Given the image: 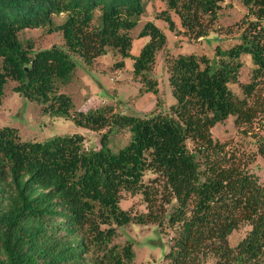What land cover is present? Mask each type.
<instances>
[{
    "label": "trees",
    "instance_id": "16d2710c",
    "mask_svg": "<svg viewBox=\"0 0 264 264\" xmlns=\"http://www.w3.org/2000/svg\"><path fill=\"white\" fill-rule=\"evenodd\" d=\"M152 0H0V104L5 84L42 104L56 116L81 126L109 128L102 145L88 149L80 134L22 140L14 127L0 126V264H138L130 241L116 242L118 229L154 222L173 230L166 264H264V184L246 170L227 142L212 135L218 122L235 116L237 126L264 123V0H242L247 8L240 41L223 49L214 68L210 58L179 54L170 62L169 81L176 103L171 114L134 116L114 107L75 110L61 91L75 69L68 52L53 46L32 53L19 32L52 24L66 47L91 64L111 47L132 56L134 29ZM158 17L176 28L171 11L191 36L207 35L224 0H161ZM98 11V17L96 13ZM253 17V18H251ZM140 35L149 41L133 56L136 76H147L167 36L153 21ZM253 61L251 78L238 82L242 55ZM118 67L124 65L117 62ZM113 127L129 128V143L112 151ZM264 154V139H259ZM153 177L145 179L146 175ZM140 193L147 211L133 214L121 205L123 193ZM243 223L251 229L231 246L229 235Z\"/></svg>",
    "mask_w": 264,
    "mask_h": 264
},
{
    "label": "rangeland",
    "instance_id": "374dc122",
    "mask_svg": "<svg viewBox=\"0 0 264 264\" xmlns=\"http://www.w3.org/2000/svg\"><path fill=\"white\" fill-rule=\"evenodd\" d=\"M167 8V3L152 0L141 15L137 26L130 31L132 36V56L123 58L121 54L109 48L107 53L98 56L93 63H87L81 55L70 51L64 42L62 30L57 28L66 19V14L55 15L52 24L36 28H27L19 32V39L25 44L31 41L32 53L41 49L59 46L65 49L75 62L71 80L61 86V91L72 97L75 110L90 111L106 105L114 107V111L134 116H149L153 113L171 114V106L176 103L169 81L170 62L179 54L195 53L210 58L212 68L220 62L217 48H229L240 41L245 27L243 21L247 8L242 0H224L218 13V19L204 36L194 37L184 31L179 16L171 11L176 28L171 29L168 22L158 17ZM98 17V11L96 13ZM253 18V17H251ZM153 21L167 36V42L158 50L156 61L147 76L155 81L153 90H149L142 76H136L133 68V56L138 55L142 47L149 41L148 35H140L144 24ZM244 65L238 82L230 87L241 97L244 95L241 82L251 78L253 61L250 55L241 57ZM124 65L118 67L117 62ZM16 82L9 79L5 84L2 103L0 104V126L16 129L22 140L43 141L56 135L80 134L84 136V145L88 149H96L102 145V136L107 128H90L78 125L73 118L56 116L42 109V104L14 90ZM260 99H264V81L258 91ZM233 114L218 122L211 128L212 135L221 142H227L237 159L241 160L246 170L256 175L264 184V154L258 149L259 139H264V123L256 121L253 127L237 126ZM107 147L118 151L130 142L132 131L129 128L113 127ZM153 177L146 175L145 179ZM121 205L133 214L147 211V203L142 194L123 193ZM251 225L243 223L229 235L231 246L236 244L249 232ZM173 234L168 225L162 228L159 224L132 222L118 229L116 242L122 244L130 241L135 251L138 264H166L165 253L170 249V238ZM211 257L201 264H214Z\"/></svg>",
    "mask_w": 264,
    "mask_h": 264
}]
</instances>
